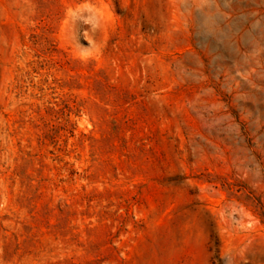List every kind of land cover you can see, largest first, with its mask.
Listing matches in <instances>:
<instances>
[{
  "label": "rangeland",
  "instance_id": "1",
  "mask_svg": "<svg viewBox=\"0 0 264 264\" xmlns=\"http://www.w3.org/2000/svg\"><path fill=\"white\" fill-rule=\"evenodd\" d=\"M0 264H264V0H0Z\"/></svg>",
  "mask_w": 264,
  "mask_h": 264
}]
</instances>
